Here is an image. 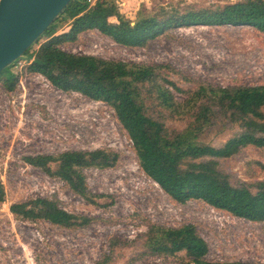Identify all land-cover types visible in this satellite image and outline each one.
Here are the masks:
<instances>
[{
    "label": "rangeland",
    "instance_id": "rangeland-1",
    "mask_svg": "<svg viewBox=\"0 0 264 264\" xmlns=\"http://www.w3.org/2000/svg\"><path fill=\"white\" fill-rule=\"evenodd\" d=\"M239 1L123 0L120 12L135 23L145 9L155 15L163 9L217 8ZM56 24L61 34L71 27L64 18ZM38 48L35 45L32 51ZM63 49L128 64L170 66L175 71L171 80L185 91L168 86L179 104L202 85L264 86V34L252 27L172 28L142 48H126L94 30ZM29 66L30 60L22 58L12 67L17 76L13 92L0 83V187L5 191L0 204V264H178V258L146 253L145 242L155 225H194L209 246L208 261L264 264V222L240 219L201 201H173L141 170L133 143L110 106L79 93H65L45 77L30 73ZM147 105L172 132L192 122L191 116L183 119L155 101ZM202 130V140L215 146L240 132L222 118ZM100 149L116 152L119 161L110 169L82 170L89 191L97 197L95 204L25 161L28 156ZM220 169L234 184L264 181V150L247 148L220 160ZM36 198L56 201L90 223L65 228L46 221H23L11 213L13 204Z\"/></svg>",
    "mask_w": 264,
    "mask_h": 264
},
{
    "label": "trees",
    "instance_id": "trees-1",
    "mask_svg": "<svg viewBox=\"0 0 264 264\" xmlns=\"http://www.w3.org/2000/svg\"><path fill=\"white\" fill-rule=\"evenodd\" d=\"M145 10L133 23L120 12L117 0H98L94 5L89 0H74L46 31V41L40 43L44 37L41 38L35 44L39 48L32 51L34 45L23 57L30 60L28 71L45 77L65 93H79L110 106L133 143L141 170L173 201H201L234 217L263 223L264 181L234 184L220 169V160L231 159L250 147L264 150V86L230 89L202 85L188 92L189 98L179 104L168 86L180 93L185 91L171 80L175 71L170 66L78 55L65 51L63 46L94 30L126 48L146 47L172 28L252 27L264 34V0H242L217 8L188 5L171 11L163 9L155 15ZM61 18L71 22L70 30L62 34L56 24ZM111 18L117 22L112 23ZM14 65L0 75V83L9 92L15 90L17 82L12 72ZM147 100L183 119L191 116L192 122L181 131L172 132L159 116L151 114L154 108L148 107ZM218 118L238 126L240 132L215 146L203 141L200 134ZM25 161L66 182L75 194L95 204L97 197L89 191L82 170L114 168L119 155L106 149L68 151L58 156H28ZM4 199L1 186L0 204ZM10 210L23 221H46L65 228L90 223L46 198L16 203ZM145 249L147 254L178 258V264H248L208 261L209 246L194 225L152 226Z\"/></svg>",
    "mask_w": 264,
    "mask_h": 264
},
{
    "label": "water",
    "instance_id": "water-1",
    "mask_svg": "<svg viewBox=\"0 0 264 264\" xmlns=\"http://www.w3.org/2000/svg\"><path fill=\"white\" fill-rule=\"evenodd\" d=\"M74 0H0V75L40 41Z\"/></svg>",
    "mask_w": 264,
    "mask_h": 264
},
{
    "label": "crops",
    "instance_id": "crops-1",
    "mask_svg": "<svg viewBox=\"0 0 264 264\" xmlns=\"http://www.w3.org/2000/svg\"><path fill=\"white\" fill-rule=\"evenodd\" d=\"M120 1H123V0H117V4H118L119 9H120V11H121V8H120L121 3H120ZM124 1H125V0H124ZM110 21H111L112 23H116V22H117L116 18H111Z\"/></svg>",
    "mask_w": 264,
    "mask_h": 264
},
{
    "label": "built area",
    "instance_id": "built-area-1",
    "mask_svg": "<svg viewBox=\"0 0 264 264\" xmlns=\"http://www.w3.org/2000/svg\"><path fill=\"white\" fill-rule=\"evenodd\" d=\"M182 1L187 2V3H190V2H191V0H182ZM89 3H90L91 5H93V4L91 3V0H89Z\"/></svg>",
    "mask_w": 264,
    "mask_h": 264
}]
</instances>
